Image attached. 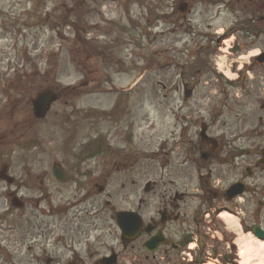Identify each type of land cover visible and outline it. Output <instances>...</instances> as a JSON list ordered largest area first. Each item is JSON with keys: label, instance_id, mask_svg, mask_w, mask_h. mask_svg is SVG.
I'll list each match as a JSON object with an SVG mask.
<instances>
[{"label": "rangeland", "instance_id": "374dc122", "mask_svg": "<svg viewBox=\"0 0 264 264\" xmlns=\"http://www.w3.org/2000/svg\"><path fill=\"white\" fill-rule=\"evenodd\" d=\"M183 1L189 12L181 16ZM222 2L0 0V170L15 180L0 182V264L74 258L93 264L120 250L115 211L135 210L142 201L138 211L147 219L176 190L201 195L198 175L220 195L236 181L245 184L250 196L231 203L211 197V210L218 203L217 213L236 217L241 227L264 228V168L256 166L264 151V65L253 62L264 52V36L245 32L254 11V21L264 20V0ZM202 48L198 70L192 56ZM46 89L57 99L37 121L31 102ZM202 125L225 145L203 162L200 150L209 147L200 142ZM101 140L108 153L80 163L75 184L54 181V162L74 175L70 154L94 152ZM148 181L156 185L151 194L143 192ZM78 183H88L91 195ZM12 193L23 209L10 206ZM200 204L192 197L186 214ZM209 215L201 243L209 250L217 242L226 254L242 229L227 231ZM165 231L173 237L190 230L176 224ZM49 245L53 251L42 255ZM133 254L120 264L124 257L150 264L143 253ZM181 254L160 250L158 256L172 264ZM209 258L202 264L226 263Z\"/></svg>", "mask_w": 264, "mask_h": 264}, {"label": "flooded vegetation", "instance_id": "af4514ba", "mask_svg": "<svg viewBox=\"0 0 264 264\" xmlns=\"http://www.w3.org/2000/svg\"><path fill=\"white\" fill-rule=\"evenodd\" d=\"M203 188V187H202ZM209 196L212 198L215 197H221V199L224 200L223 195H220V192L218 190H214V191H207ZM191 199V195L188 191L187 188H184V190H176L174 191L173 194V199L171 201H169V203L167 204V206H165L162 210V213H164V215H161L159 220H155L152 217L147 218V220H149L152 223V228H154V232H162L166 238H167V242L165 244V246L161 249L162 252L164 254H167L168 252L171 253H182L185 254L184 252L186 250H189V244L192 242L193 240V230H198L200 231L201 229L205 230L208 229V231H210V228L205 227L203 225V222H205V220H201L202 218H205V214H200V219H197L194 217V219L191 217V213L186 214L187 210H189V202ZM142 201L140 202V206ZM218 205V203H216ZM139 206V207H140ZM221 207V206H218ZM181 217L183 218V220L181 219ZM196 220L198 221V223H195ZM194 224V227L192 226V224ZM206 223V222H205ZM176 224H180L182 226H185L186 229L190 230L188 231H179L177 232V235L172 234L173 237L167 236L165 229L168 227H172L173 225ZM215 232V231H214ZM147 236L145 234H141L140 237L134 241L133 243H128L126 241H122V243H120V246L122 248V250L127 251L128 249L130 251H134V254L138 253H143V244L144 242L147 240ZM215 238V237H214ZM216 246H218V243L215 242V245L211 246V250H212V254L214 255L215 253H218V257L222 256V250L216 248ZM30 250H28V252H30ZM52 251V250H51ZM47 250H43L42 255L46 254ZM119 254V253H118ZM133 254V255H134ZM131 255V256H133ZM145 256V260H149V258L153 261H156V254L151 255L150 257L143 254ZM127 256V255H126ZM28 257V256H27ZM29 259H32L31 257ZM74 264H83V261L80 260L79 258H74L72 259ZM121 261V257L120 254L117 258V264H119ZM124 261V259H123ZM63 259L60 260L57 264H62ZM132 262H136L137 264H141L140 261H137L136 258H133ZM49 263V260H48Z\"/></svg>", "mask_w": 264, "mask_h": 264}, {"label": "water", "instance_id": "95a60500", "mask_svg": "<svg viewBox=\"0 0 264 264\" xmlns=\"http://www.w3.org/2000/svg\"><path fill=\"white\" fill-rule=\"evenodd\" d=\"M182 12H185L184 9L181 10ZM256 61L259 64L264 63V54H262L259 58L256 59ZM54 101V96L52 91H44L40 94H38L35 98V100L32 103L33 111H34V117L36 119H40L44 116V114L48 111L51 103ZM264 158V154H263ZM262 165H264V159L260 162ZM247 172L251 175L249 170L247 169ZM59 182H64L65 177L62 173L58 171V176L56 177ZM0 179H4L7 181L8 184L12 183V180L5 176V173H0ZM243 191V187L241 185L234 186L231 188L228 192L229 198H232L236 195H240ZM13 205L17 208L22 207V204L18 202L16 199L13 202ZM116 222L119 226L122 235L126 237L129 240L134 239L137 237V235L140 233V229L142 226L141 220L132 213H119L116 216ZM149 232V231H148ZM259 239H264V232H261L259 230H255L254 233ZM149 243L153 246H156L158 243H160L159 238H152Z\"/></svg>", "mask_w": 264, "mask_h": 264}, {"label": "bare ground", "instance_id": "6f19581e", "mask_svg": "<svg viewBox=\"0 0 264 264\" xmlns=\"http://www.w3.org/2000/svg\"><path fill=\"white\" fill-rule=\"evenodd\" d=\"M219 218L221 220H223L230 228H234V226H236V224H237L236 219H234L233 217H230L226 213L220 214ZM255 244H257V243H255ZM257 246H258V249L264 250V243L257 245ZM255 250H256L255 245H247V244L241 245L240 246V256L242 257L241 258V264H249V260H250L249 257L251 256V254L255 253ZM261 263H262V261L259 260L256 264H261Z\"/></svg>", "mask_w": 264, "mask_h": 264}, {"label": "crops", "instance_id": "0c3cea01", "mask_svg": "<svg viewBox=\"0 0 264 264\" xmlns=\"http://www.w3.org/2000/svg\"><path fill=\"white\" fill-rule=\"evenodd\" d=\"M257 243V244H255ZM264 242H259L256 241L254 238H252L251 236H242L238 239V244L237 246H241L243 244H247V245H255V253L251 254V256L249 257V264H256L259 260L262 261L261 264H264V250H260L258 249L257 245L263 244ZM258 249V250H257ZM239 259L241 260V257L239 255ZM253 262V263H252ZM240 263V262H239Z\"/></svg>", "mask_w": 264, "mask_h": 264}]
</instances>
